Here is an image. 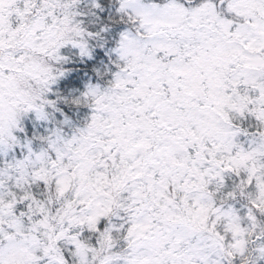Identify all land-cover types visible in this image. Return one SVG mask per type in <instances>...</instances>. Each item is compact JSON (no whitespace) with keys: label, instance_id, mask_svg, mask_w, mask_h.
Listing matches in <instances>:
<instances>
[{"label":"snow or ice","instance_id":"6c2138e0","mask_svg":"<svg viewBox=\"0 0 264 264\" xmlns=\"http://www.w3.org/2000/svg\"><path fill=\"white\" fill-rule=\"evenodd\" d=\"M0 264H264V0H0Z\"/></svg>","mask_w":264,"mask_h":264}]
</instances>
